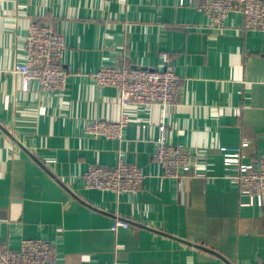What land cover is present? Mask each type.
<instances>
[{"label": "crops", "instance_id": "1", "mask_svg": "<svg viewBox=\"0 0 264 264\" xmlns=\"http://www.w3.org/2000/svg\"><path fill=\"white\" fill-rule=\"evenodd\" d=\"M33 21L65 36L62 92L24 89L12 71ZM221 24L196 0H0V247L40 238L53 264H264V208L242 205L221 150L264 154V30L245 29L238 11ZM165 54L177 100L127 107L121 140L89 133V121L122 113L116 89L90 74L164 68ZM160 126L168 142L208 152L207 177H163ZM121 159L145 175L141 188L86 186L89 167ZM117 219L129 226L113 229Z\"/></svg>", "mask_w": 264, "mask_h": 264}, {"label": "built area", "instance_id": "2", "mask_svg": "<svg viewBox=\"0 0 264 264\" xmlns=\"http://www.w3.org/2000/svg\"><path fill=\"white\" fill-rule=\"evenodd\" d=\"M186 0H180L184 4ZM198 9L216 23L221 24L231 12L243 15L244 28L264 30V0H196ZM222 25V24H221ZM24 59L17 61L13 73L24 79V89L32 81L45 90L62 92L66 89L70 73L62 62L67 49L63 33L53 22L33 21L29 25L24 43ZM165 67L160 69L131 67L123 63L106 64L92 72L90 77L99 87H113L119 94L122 113L118 120L94 119L86 128L94 136L121 140L130 124L127 107L171 105L179 95L180 77L168 55H164ZM264 83V78H263ZM239 113V111H237ZM165 127L160 126L154 159L163 171V177L178 178L185 174L208 176V152L197 148L191 150L168 142ZM224 155L225 177L236 184L242 205L258 204L264 208V154L252 161H245L240 150L221 148ZM90 188L120 193L134 192L141 188L145 175L136 165L120 160L116 166L94 165L82 175ZM129 226V221L117 219L113 229ZM56 253L52 245L40 238L24 239L19 249L0 247V264H53Z\"/></svg>", "mask_w": 264, "mask_h": 264}]
</instances>
